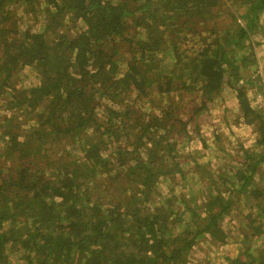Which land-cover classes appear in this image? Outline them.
<instances>
[{
  "label": "trees",
  "instance_id": "obj_1",
  "mask_svg": "<svg viewBox=\"0 0 264 264\" xmlns=\"http://www.w3.org/2000/svg\"><path fill=\"white\" fill-rule=\"evenodd\" d=\"M263 13L264 0H0V264H189L241 199L238 250L211 264H264V111L240 104L232 56L257 64L242 44ZM224 83L241 110L229 121L257 138L239 167L196 162L205 202L185 183L170 195V176L190 180L177 146L203 135L189 126Z\"/></svg>",
  "mask_w": 264,
  "mask_h": 264
},
{
  "label": "rangeland",
  "instance_id": "obj_2",
  "mask_svg": "<svg viewBox=\"0 0 264 264\" xmlns=\"http://www.w3.org/2000/svg\"><path fill=\"white\" fill-rule=\"evenodd\" d=\"M11 10L14 12V14H16L15 7L11 8ZM223 16L228 18L229 13L226 11L224 12ZM259 20L260 27L256 29L251 38L254 41V45H251V42H247L245 45L242 44V46H250L249 49L244 52V57L252 55L251 52L254 51L257 64L251 65L249 64L250 62L238 63V61L235 59V56L237 55L235 54L236 51L233 52L232 56L235 63L234 66L237 70V73L234 76V82L236 86L246 87L245 89L248 94V101L252 109L259 108L261 111H264V96L258 92L256 86H253L251 83L246 81L248 74H251L252 76L256 74L261 75L264 79V13L260 15ZM230 37H232V35H230ZM228 70V72L231 71V69ZM227 75L229 74L227 73ZM257 82L259 83V81ZM234 92V88L224 83L221 91V97L215 102L208 104L209 110H204V112H196L195 115L197 119L195 124H190L189 126L191 131L194 133H196L197 127L200 128V132L203 135H196L195 139L190 143L182 142L177 146L181 167L184 170V177L194 180L195 183L190 182V180H183L179 174L172 175L170 176L171 183L161 185L162 190H167L169 188L171 191L170 195H172L180 191L181 185L185 183L186 193L190 194L189 189H191V187L194 189H196V187H200V192L196 197L197 202L200 203L206 199L209 181L204 178H199L202 176L194 179V177L198 176L199 174L196 162H199L202 166L205 165L209 169H212L215 174L223 172L225 168H228L232 165L234 167H239V144H254L257 134L254 132L252 126L246 124L243 119H239L240 121L237 123L229 121L230 119L232 121L238 118L241 113L238 99L235 97ZM192 95L193 94H191L189 98L186 97V102H181V111L186 116L190 115V110L201 107L199 103H194V106H192L193 102H191V99L195 97V95ZM255 98L261 99L260 102L257 103ZM217 134L220 135V138L217 137ZM205 145L207 148L212 149L213 151L217 150V152L222 153L218 156L223 157L220 158L215 153L214 155H210L208 152L205 154ZM221 148H225V151L221 152ZM192 153L194 155H192ZM62 158L63 164L67 158L64 155ZM195 159H197V161ZM193 170L197 173L191 176ZM262 172L264 173V169ZM260 175L263 174L260 173ZM201 191H203L205 197L201 195ZM154 197L155 199L160 198L159 195H155ZM162 197H164V195H162ZM233 205L234 206L231 212L219 221V228L210 227L209 231L200 235V239L197 240L192 248L189 264L218 263L225 256H233L236 254L239 245L238 239L241 238L240 234L242 233V222L245 221L244 215L247 211V208L245 201L242 199L237 203H233ZM259 241L258 242L260 245L263 244L261 237L259 238ZM16 253L17 251L13 252L14 255ZM17 254L15 255L17 259L13 261H15L16 264H23L24 260L18 259L19 257Z\"/></svg>",
  "mask_w": 264,
  "mask_h": 264
},
{
  "label": "water",
  "instance_id": "obj_3",
  "mask_svg": "<svg viewBox=\"0 0 264 264\" xmlns=\"http://www.w3.org/2000/svg\"><path fill=\"white\" fill-rule=\"evenodd\" d=\"M240 104L242 105V107L245 111L246 110H252L251 105L249 104L247 97L241 99Z\"/></svg>",
  "mask_w": 264,
  "mask_h": 264
}]
</instances>
